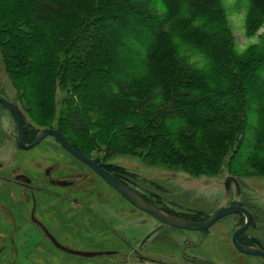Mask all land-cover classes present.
<instances>
[{
    "label": "rangeland",
    "instance_id": "1",
    "mask_svg": "<svg viewBox=\"0 0 264 264\" xmlns=\"http://www.w3.org/2000/svg\"><path fill=\"white\" fill-rule=\"evenodd\" d=\"M175 1L178 0H168L167 3L173 8ZM179 1L177 4L181 5L177 9L181 8L183 11L179 14L181 17L175 15L169 22L170 25L176 24L181 29L187 15L186 10L189 9L187 5L191 3L187 0ZM215 1L214 9L223 15L222 27L229 36L221 30L220 24L210 22L198 26L208 27L212 35L217 37V41L222 42L221 53L225 52L235 59L253 57L261 62L264 59V0ZM161 4L163 3L160 0H155L157 17L162 18ZM174 10L176 7L172 10L175 14ZM26 16L27 13L20 1L0 0V97L10 102L22 119L38 130L54 127L78 150L134 191L174 213H189V218L200 219L209 214L213 215L230 205L233 200H240L253 209L258 206L264 207V140L258 142V136L264 132V124H258L255 116L235 122L234 130L237 135L231 142H226L228 149L222 151L217 130L209 137L210 142L203 146L202 140L195 143L193 138L198 132H193L191 137H185L187 134H181L182 128L179 127L178 136H184L182 140L184 153L175 152L171 146L177 141L172 135L185 119H156L157 125L166 129L168 141H164L166 143L164 150L163 142L158 136L162 129L157 128L156 133L148 130L146 138L123 144L124 136H115L114 132L119 120L114 119V114L106 110L107 106L99 96L90 95V98L86 99L88 119H76L73 115L67 114L69 111L81 112L83 105L78 99L79 91L76 92V88L92 74V69L84 67L85 57L84 60L78 59V55L70 51L72 42L76 40L71 37L75 33L71 28L75 30L79 26L70 25L71 22H67L63 27L58 23L48 25L43 21L28 20ZM44 27H48L51 33L56 31L57 35L48 36L43 31ZM61 32H68V36L60 37ZM223 47L225 48L222 49ZM168 48L169 43L163 42L159 50L167 52ZM104 49V46L99 47L96 53L98 57L105 54ZM177 49L189 67L195 66L198 70L207 67V56L199 47L181 43ZM72 60L76 61L74 63L76 66L80 64L82 70H73L70 63ZM261 69L260 72L264 73V67ZM97 106L99 114L95 115L90 111ZM11 119L13 117L10 112L0 104V128L3 129L0 134L3 133L4 139L6 137L4 134H8L7 131L12 128ZM160 122H164L165 125H160ZM50 141L51 138H47L45 143L48 144ZM55 148L61 149L57 145ZM76 165L78 173H83L81 179L91 177L90 182L94 188L89 190L90 193L103 191L108 195L114 220L119 221L121 227H127L119 232L127 243L110 244L92 233L87 235L85 219L88 216L87 212L81 211L77 214L76 235L62 236L58 239L63 246L74 250L104 251L113 245L114 249H120L125 254L90 258L66 254L53 247L45 238L36 236L34 232L36 228L30 222L24 221L19 222L18 229L23 228L32 232L34 237H14L13 240L16 242L14 245L10 243L11 238H7L6 242L0 239V249L4 248L0 252V264H150L140 262L127 246L137 247L142 237L151 232L158 222L136 212L111 187L105 186L96 176L88 175L90 172L84 165L79 162ZM228 176L234 177L240 183L242 191L240 195L236 194L232 183L230 190H226L224 182ZM48 192L44 207L50 204L48 209L54 212L56 207L61 211L64 206L70 208L68 204L66 205L67 201L63 204L56 199L59 193L64 196L65 191L52 188ZM43 212L45 211H41L40 214L45 217ZM53 215L62 220L67 231L70 229L72 221L69 211L60 213L57 210ZM1 218L2 216L0 229H7ZM235 219V215L231 214L219 220L209 231L205 245L199 249H190L187 254L191 256L208 254L218 264H232L231 258L236 254L231 246ZM258 221L261 223L260 217ZM140 222L145 224L129 230V225L136 226ZM202 234L198 231L188 233L193 243L197 242ZM251 234L258 238L260 243L264 242L262 232L251 231ZM183 237L184 232L180 230L170 228L161 230L145 243L142 254L147 256L164 254L163 245L170 242L171 246L178 250L186 243L179 242ZM218 245L222 249L219 252L222 253L220 257L215 249Z\"/></svg>",
    "mask_w": 264,
    "mask_h": 264
},
{
    "label": "trees",
    "instance_id": "2",
    "mask_svg": "<svg viewBox=\"0 0 264 264\" xmlns=\"http://www.w3.org/2000/svg\"><path fill=\"white\" fill-rule=\"evenodd\" d=\"M18 1L24 6L28 20L48 25L58 23L61 27L67 22L79 26L75 30L71 28L75 32L71 37L76 40L70 51L78 59L85 57L84 67L92 69V74L76 88L83 105L81 112L67 114L88 119L86 99L90 95L99 96L106 110L119 120L114 132L115 136H124L123 144L146 138L148 130L156 133L157 128L162 129L158 136L164 150V141H168L166 129L159 127L156 119H185L172 135L177 141L171 146L175 152L184 153V136H178L179 127L181 134H187L185 137L198 132L193 138L195 143L202 140L203 146L217 130L222 151L228 149L226 142L237 135L235 122L255 116L258 124H264V73L260 72L264 59L261 62L253 57L235 59L221 53L222 42L217 41L208 27L198 26L220 24L229 36L222 27L223 15L214 9L215 0H187L191 4L187 5L189 9L181 29L169 22L183 12L177 9L181 5L177 4L179 0L173 4L175 14L168 0H160L162 18L157 17L155 0ZM43 31L48 36L57 35L48 27ZM59 36L65 38L68 32ZM163 42L169 43L167 52L159 50ZM181 43L199 47L206 54L204 70L187 65L177 49ZM100 46L106 49L101 58L96 54ZM70 63L73 70H82L80 64H74L76 61ZM98 109L93 107L90 112L98 115ZM263 134L258 136V142L264 140Z\"/></svg>",
    "mask_w": 264,
    "mask_h": 264
},
{
    "label": "flooded vegetation",
    "instance_id": "3",
    "mask_svg": "<svg viewBox=\"0 0 264 264\" xmlns=\"http://www.w3.org/2000/svg\"><path fill=\"white\" fill-rule=\"evenodd\" d=\"M11 122L12 128L8 131L6 130L8 134H4L6 136L5 139L2 135L3 133L1 132L2 134H0V216H2L1 221L4 222V226H6L7 228L0 229V239H3L5 241L7 238H11L10 243L14 245L16 243L15 240H13L14 237H34L32 232L30 233L23 228L18 229L20 227L19 222L26 221L30 222V224H32L33 227L36 228L34 231L36 236L45 238L53 247H55L47 237L46 232L43 229L44 227L62 245V242H60L58 238L62 236L69 237L71 235H76V233L78 232L77 214L78 211H81L87 212L88 217L85 219V228L87 231V235L92 233L93 235H96V237H101L102 239L107 240V243L111 244L113 242H117L118 244L126 245L127 241L124 240L125 238L122 237L119 232L121 231V229H127V227H121L122 225H120V222L114 220V217L111 214V204L108 195L104 194L103 191H93V193H90L89 190H92V188H94V186L90 182L92 179L89 176L81 179L80 176L83 173H78V166L76 165V163L79 162L84 165V168L90 172L88 173V175L96 176L107 187L111 186L90 166L74 157L52 135H47L37 145L30 149L24 148L20 143V129L16 119H14L13 117V119H11ZM21 124L22 139L25 145H29L37 137L42 129H52L77 150V148L71 143V141L60 134L54 127L42 128L41 130H38L33 127L31 123L22 118ZM2 130L3 129L0 128V131ZM47 138H51V141L48 144L45 143V140ZM55 145L59 146V148L61 149L59 150L55 148ZM79 152L87 156L84 152ZM87 157L94 161L103 170L111 174L107 169L102 167L95 160H93L89 156ZM111 175L114 176L113 174ZM114 177L121 181L116 176ZM50 180L67 181L69 182V184L62 187L56 184H52ZM121 182L124 183L123 181ZM237 183V185H235L234 183L232 184L235 187L236 194L240 195L242 193L241 185L239 182ZM52 188L65 191L64 196L61 195L62 193H59V195H56V199L63 204L67 201L66 205L68 204L70 208L64 206V209L61 211L60 208L56 207L55 210L60 211V213H66L67 211H69L72 222L68 231L66 230V225H64L62 220L59 219V217L53 215L56 211L54 212L53 210L48 209L50 204L46 205V207L43 206V203L46 201L45 197L49 196L48 190ZM114 192H116V194L119 195L121 199L130 204L136 212L138 211L147 216L150 220L158 222L154 229L161 225V222L156 218L136 208L124 197H122L117 191L114 190ZM66 194H68V196ZM78 195H81L82 197H78ZM141 197L148 204L152 205L161 212L178 218L199 222L206 220L211 216L209 214L200 217V219L191 217L189 218V213H174L167 208H163L156 203L149 201L142 195ZM230 205L243 207L250 215L249 226L245 231L237 236V242L243 246L256 248L264 252V242L260 243L259 239L251 234V231L262 232L264 234V207L258 206L253 209L251 206L243 203L240 200H233ZM43 210L45 211L43 212V214L46 215L45 217L40 214V212ZM233 215H235L236 219L234 220V229L231 234V246L236 254L231 258L232 264H264V260L261 257L243 254L234 247L232 243L233 234L244 225L246 221V215L241 212L233 213ZM258 217L261 218V223L258 221ZM33 219H36L38 223ZM256 221L259 223L255 224L254 222ZM217 222H215L207 230L198 231L202 232L203 234L195 243H193L189 238L188 233L190 232V230L179 229L165 225L161 230L170 228L184 232V237L179 242L184 243L185 241L186 243L183 244L178 250H175V247L171 246L172 242L166 243L167 245H163V247H165L164 250L162 249V251H165L164 254H153L152 256L142 254L145 243L157 232L150 236L143 244H141V241L145 235L142 237L137 247L131 245H128L127 247L130 252L134 253V255L140 262H148L150 264H218V262L211 259L212 256L208 254L192 256L187 254L188 250L199 249L205 245V242L209 237V231L216 225ZM142 224H145V222H140V224H137L136 226L134 224L129 225L128 228L129 230H131V228L142 226ZM176 235L179 236L178 233ZM177 236H175V238ZM112 246H109L106 250H104L111 253L103 256H119L121 254H125L124 251H121L120 249H114ZM3 249L4 248L1 247L0 252ZM215 249L217 250V252L215 251L216 254L218 255V257H220L222 255V253H219L222 250L221 247L218 245L215 247Z\"/></svg>",
    "mask_w": 264,
    "mask_h": 264
},
{
    "label": "water",
    "instance_id": "4",
    "mask_svg": "<svg viewBox=\"0 0 264 264\" xmlns=\"http://www.w3.org/2000/svg\"><path fill=\"white\" fill-rule=\"evenodd\" d=\"M0 104H3L8 111L11 113V115L16 119L17 124L20 129V143L22 146L26 149H30L37 145L42 139H44L47 135H52L54 136L59 143L66 149L68 150L74 157L82 161L83 163L87 164L90 166L98 175H100L115 191H117L122 197H124L127 201H129L132 205H134L136 208L142 210L143 212L149 214L150 216L156 218L158 221L161 222V225L152 230L149 234H147L141 241V244H143L150 236L155 234L156 232L160 231L165 225L179 228V229H186L190 231H201V230H207L209 229L215 222L219 221L220 219L231 215L236 212H241L246 215V221L244 225L239 228L232 237V243L234 247L241 253L246 254V255H254V256H259L264 260V252L256 249V248H250L243 246L239 244L236 240L237 236L240 235L243 231H245L250 223V215L249 213L240 206H226L218 210L216 213L211 215L208 219L195 222V221H190L182 218H178L175 216L167 215L160 210L156 209L152 205L148 204L140 194H138L136 191H134L132 188L127 186L126 184L122 183L118 179H116L114 176L109 174L107 171L103 170L101 167H99L94 161L89 159L87 156L81 154L79 151H77L74 147H72L64 138H62L56 131L52 129H42L37 137L29 144L25 145L23 143L22 139V124H21V117L18 113V111L14 108V106L6 99L0 97ZM52 184H56L58 186H66L69 184L67 181H52L50 180ZM237 179L234 177L228 176L225 179L224 185L227 191L230 190V184L234 183L237 185ZM35 222L36 219H33ZM38 223V222H37ZM41 225V224H40ZM43 227V226H42ZM43 229L46 232L47 237L51 241V243L58 248L59 250L71 254V255H76V256H81V257H97V256H103V255H108L111 252L109 251H80V250H74L67 248L63 245H61L44 227Z\"/></svg>",
    "mask_w": 264,
    "mask_h": 264
}]
</instances>
